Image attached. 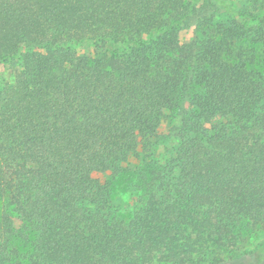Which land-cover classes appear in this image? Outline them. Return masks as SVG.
<instances>
[{
	"label": "trees",
	"instance_id": "16d2710c",
	"mask_svg": "<svg viewBox=\"0 0 264 264\" xmlns=\"http://www.w3.org/2000/svg\"><path fill=\"white\" fill-rule=\"evenodd\" d=\"M0 65V264H264V0H0Z\"/></svg>",
	"mask_w": 264,
	"mask_h": 264
},
{
	"label": "rangeland",
	"instance_id": "374dc122",
	"mask_svg": "<svg viewBox=\"0 0 264 264\" xmlns=\"http://www.w3.org/2000/svg\"><path fill=\"white\" fill-rule=\"evenodd\" d=\"M192 38V30L182 32L180 34L181 44L188 43ZM80 54H87L90 49L86 47L79 48L77 50ZM0 79L4 81H10V77L5 70V68L0 65ZM180 118L178 115H173L170 112H165L164 116L160 122L155 138L151 141V156L152 159L159 164H166L170 162L175 155V151L178 146V141L176 138L177 128L180 125ZM140 152V151H139ZM130 166H136L139 162L136 157L130 158L128 161ZM126 166V165H125ZM101 180H105L107 176H98ZM117 188L120 191L115 195L114 203L118 207L121 214H128L132 208L133 197L130 189L125 190L124 184H119ZM19 222L16 221V224ZM18 226V225H17Z\"/></svg>",
	"mask_w": 264,
	"mask_h": 264
}]
</instances>
